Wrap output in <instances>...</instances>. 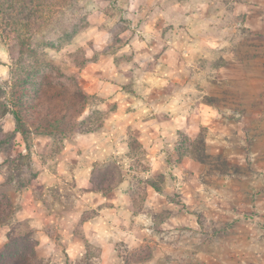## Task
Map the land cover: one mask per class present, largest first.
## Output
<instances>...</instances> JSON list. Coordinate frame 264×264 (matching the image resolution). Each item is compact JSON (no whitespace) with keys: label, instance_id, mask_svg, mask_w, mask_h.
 Masks as SVG:
<instances>
[{"label":"rangeland","instance_id":"374dc122","mask_svg":"<svg viewBox=\"0 0 264 264\" xmlns=\"http://www.w3.org/2000/svg\"><path fill=\"white\" fill-rule=\"evenodd\" d=\"M116 3L0 0V63L8 70L0 82L24 77L38 57L74 76L89 96L73 118L84 124L50 136L40 156L32 155V134L28 153L21 137L3 130L0 264H12L13 249L33 251L28 264H49L35 251V232L57 233L71 221L77 232V222L95 211L86 208L77 221V199L87 189L126 192L134 213L150 187L183 203L189 180L197 183L188 186L194 198L182 205L219 247L210 249V264H264V0H159L155 10V0H138L136 12ZM146 117L163 122L165 133L149 148L139 138ZM90 133L99 137L83 136ZM183 163L188 168L177 170ZM45 164L66 173L35 178ZM76 166L87 188L77 186ZM18 192L26 201L13 203ZM89 246L63 264H94L99 254ZM150 249L119 247L125 263H117L135 264Z\"/></svg>","mask_w":264,"mask_h":264},{"label":"crops","instance_id":"0c3cea01","mask_svg":"<svg viewBox=\"0 0 264 264\" xmlns=\"http://www.w3.org/2000/svg\"><path fill=\"white\" fill-rule=\"evenodd\" d=\"M116 1V5L120 6L124 11H139L138 0ZM158 2L159 0H155V5ZM157 8L158 6L156 5L152 9L155 10ZM2 63L3 59H1L0 63V77L5 78L8 70H5L6 66ZM10 120L12 123H10ZM139 124L145 130V133L139 138L141 142L143 141L144 146L148 148L150 140L155 137V140L161 141L163 138L162 134L165 135L162 128L164 123L158 119L142 118ZM14 127L13 117L2 125L3 130H14ZM18 136L21 137L19 133H16V138ZM83 136L91 139L94 136L99 137L98 133H90ZM32 142V155L40 156L42 152H47V146L51 140L48 135L32 134ZM34 149H36L35 152L33 151ZM21 150H25L23 143ZM109 150L110 152L119 153L113 147L109 148ZM98 151H100V148ZM187 166V164L183 163L177 170L187 169ZM75 171L77 175L73 174V178L76 179L77 186L87 188L88 183L79 176L80 171L77 166ZM62 172L66 173V170H62L60 165L50 166L45 164L39 167L35 178L41 179L43 176L57 178ZM189 185L197 187V183L193 180L182 183L183 198L181 200L185 204H191L195 194L192 191L193 189L190 192L188 189ZM149 189L152 194L142 201V208L134 213L130 210L132 200L126 192L102 194L92 189H87L85 196L77 199V221H79L81 214L86 208L92 207L95 208V211L86 219L77 222V232L74 230L75 225L72 221L71 226L62 225L57 230V233L53 232V230L36 231L34 234L38 241L35 249L36 253L48 259L49 264L71 263L82 258L87 252V245H90V249L95 250L99 254L98 257L92 258L94 264H118L117 262L122 263V261L125 263V259L123 260L118 255L119 247H124L125 252L132 249L136 250L148 244L154 254L144 260H138L135 264H210L209 260L213 259L210 249L219 251V247H212V239L210 237L206 238L205 233L198 228L193 214L185 210L183 203L172 202L165 194H160L152 187ZM11 200L13 203L26 201L19 192L18 196H12ZM167 209L171 211H165ZM32 216L28 212V218ZM54 219L56 217L52 213L48 220L54 222ZM153 225H156L155 229ZM219 244L217 242L216 245ZM59 255L66 260L62 262L60 260L61 257L58 258ZM100 258L103 263L100 262Z\"/></svg>","mask_w":264,"mask_h":264},{"label":"trees","instance_id":"16d2710c","mask_svg":"<svg viewBox=\"0 0 264 264\" xmlns=\"http://www.w3.org/2000/svg\"><path fill=\"white\" fill-rule=\"evenodd\" d=\"M71 31H75L73 26ZM44 44L41 40L39 45ZM53 46L51 44L50 47ZM27 69L24 77H17L9 83L0 82V143H4L2 118L10 114L13 116L15 127L8 137L13 140L16 133H19L29 153L30 134L52 136L58 132L64 133L68 126L83 125L82 121L73 123V118L83 109L89 96L82 91L76 78L67 75L58 65L36 57L32 64L27 65ZM7 94L9 97H6ZM28 155L17 153L21 159L29 157ZM34 255L33 251L20 252L18 249H13L8 254L14 258L12 264H28ZM17 259L19 262H16Z\"/></svg>","mask_w":264,"mask_h":264}]
</instances>
